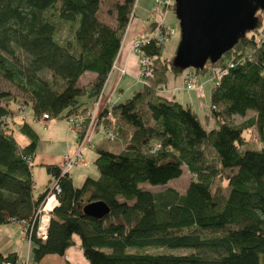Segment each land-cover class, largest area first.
Returning a JSON list of instances; mask_svg holds the SVG:
<instances>
[{
	"label": "trees",
	"instance_id": "trees-1",
	"mask_svg": "<svg viewBox=\"0 0 264 264\" xmlns=\"http://www.w3.org/2000/svg\"><path fill=\"white\" fill-rule=\"evenodd\" d=\"M134 1L113 2L115 23L110 26L96 16L98 0H0V76L22 92L17 104L27 103L34 118L41 112L64 118L85 111L104 85L121 34L133 16ZM172 6L170 2L165 10L173 14ZM57 21L71 25L68 37H55ZM158 27L163 36L158 41L149 35L146 41L137 37L138 51L152 58L151 75L128 96L104 103L96 114L94 128L113 134L98 142L89 139L96 175L86 174L75 185L68 170L60 173L58 165L42 163L59 189L43 239L33 234L36 220L32 222L29 252L34 264L46 252L62 254L73 233L86 264H261L264 25L258 22L246 30L215 61L190 67L195 74L208 64L232 62L209 87L205 116L213 123L207 126L187 103L157 92L167 72L182 71L161 52L171 33L162 23ZM87 71L93 73L91 78L80 82ZM7 95L0 89V223L10 218L30 222L49 186L33 189L30 164L38 136L21 119L18 130L27 141L14 138ZM248 109L250 115L232 121L233 114L243 115ZM248 126L258 132V148H242L241 131ZM82 129L76 132L77 140ZM182 165L190 175L183 192L170 185L158 190L139 185H162L177 177ZM218 177L226 181V194L213 185ZM94 199L108 206L101 217L81 210L85 201ZM145 246L189 250H129ZM15 257L14 252L0 253V260Z\"/></svg>",
	"mask_w": 264,
	"mask_h": 264
},
{
	"label": "rangeland",
	"instance_id": "rangeland-1",
	"mask_svg": "<svg viewBox=\"0 0 264 264\" xmlns=\"http://www.w3.org/2000/svg\"><path fill=\"white\" fill-rule=\"evenodd\" d=\"M114 1H120V0H98V6H97V10H96L97 18L99 20L105 22L106 24L110 25V26H113L115 23L114 9H113V2ZM149 1L150 0H135L134 1V9L132 10L133 15L137 14V12L139 13L141 11V8L145 7L146 2L149 3ZM153 2H154V0H153ZM138 10H140V11H138ZM167 11H168V13H167L168 15L167 16L165 15L166 17L165 16L162 17L160 14L158 16H156L157 14L154 13L153 15H150V17L146 18L145 21L148 20V22H147L148 27L147 28H149V25H153L154 23H155L154 24V26H155L156 23L158 22L159 18L161 17L160 18V20H162L161 23H163V25L165 26L166 29H168V30L170 28H171V30L175 29V32L173 34H171L167 39H164L163 45H162L163 49H161V52L163 53L164 57L170 58L172 56L175 44L177 42L178 27H177V22H176L175 16L171 13L170 9ZM255 13L257 14V16L259 18V22L262 25H264V18L262 17L260 11H257ZM154 15H155V17H154ZM129 17H130V15H129ZM131 17H132V14H131ZM132 18H130V20ZM127 23H126V25H127ZM124 30H125V28H124ZM70 34H71V25L69 26V24L67 22H63V21H61V22L57 21L56 22L55 37H57L58 39H63L65 37H68ZM122 35H123V32L121 34V37H122ZM176 36H177V38H176ZM114 63H115V61H114ZM44 75L48 77L47 72H44ZM91 76H92V72L87 71V72H85V74L82 77L79 78V81L80 82H87L91 78ZM209 76H210V73L205 68H203L201 71L195 73V80L197 79L196 83L199 84L200 92H196L195 90L193 91L195 103H194L192 108L194 111L197 112L200 121L205 126L210 125L213 122L212 118H207L205 116V114H207V112H208L209 87L212 83V80L210 79ZM126 80H127V78H123V79H121V81L119 83V84L123 85V89H124L123 93L120 94L119 100L122 99L123 97L128 96L132 90L133 85L130 84L129 87H127V83H125ZM0 89L8 91V95L6 96L5 99H7V101H8L7 107L12 110V114H13L12 115L13 120L9 121L8 124H10V126L12 127L14 135L18 141L23 142L24 140H26V137L18 130V124H19L20 120L24 119L33 127V129L37 133V136H38L37 141L40 144V146L38 147L39 150L42 147V150H44V151L48 150L49 152H57V151H59V149L64 148L66 146L67 148L70 149L69 153L74 151L76 144H77L76 133H75V131L68 129V125H67L64 118L48 117L46 127L42 128L41 124L36 119L31 118L30 107L28 104H24L23 107L19 108L20 105L17 103H18L19 98L21 99V97H22L21 96L22 92L13 84L12 81L6 80L0 76ZM125 89H128V90H125ZM180 93H186V92L181 90ZM251 112H252V109H248L243 115L233 114L231 116V119H232V121H235V122L240 121L241 119L250 115ZM208 120H210V123ZM50 128H54L53 133L55 135H54V137H52L48 141L44 140L43 136H41V135L43 133L47 132ZM94 130H96V128H94ZM241 134H242V137L244 138L242 148H258L261 145V143L259 142V138H258V132L254 126H248V127L243 128L241 131ZM94 135L102 138V136L104 134H103L100 126L97 127V130L95 131L93 136ZM64 138L67 139L69 142L64 144V141H63ZM93 138L96 139L97 137H93ZM101 138H99V139H101ZM80 153H81L82 157L85 159L86 165L73 163L67 169L70 176H71V180L75 185H78L80 183L83 170L89 172V174L91 176L96 175V168L92 162V157L94 154L93 149L89 146L84 145L81 147ZM40 167L41 166H36V165H32V167H31L33 169L32 177L34 180V185H33L34 190L39 189L41 184H42L41 182H42V177L44 176V170H42L41 169L42 167L41 168ZM37 176H38V179H37ZM189 176L190 175H189L188 170L186 169V167L184 165H182L181 166V173L177 177L170 178L169 180H167L162 185L161 184L160 185H158V184L151 185V184H148L145 182L139 183V185L142 188H146L149 190H158V189L163 188L165 185H170V186L174 187L178 192H183V190L187 184V180H188ZM225 182L226 181L223 177H218L215 179V183L213 185H215V184L219 185L221 188V191L224 194H226L227 186H226ZM51 183H52V181H50L49 186L51 185ZM54 192L52 193L53 196H54ZM50 193H51V190L49 187V192H47L43 196V198L41 199V201L39 202V204L37 206H41V204L44 202L46 196ZM54 199L56 200L55 196H54ZM5 222L6 221L1 222L0 226ZM4 225H6L5 228H7V230L10 231L8 234L9 237H11L10 234L12 233L13 229H15L14 232L15 231H17L18 233L20 232L18 225L15 226L12 223L4 224ZM72 235H76V234L73 233ZM1 239L2 238L0 237V243H1ZM15 241H18L17 234H15V237H14V242ZM21 241H22L21 243L23 244L22 249L25 250L24 248H25V245H27V240H26V238L25 239L23 238ZM27 247H28V245H27ZM22 249L20 250V254L23 252ZM129 250H131V251L132 250L133 251L134 250L135 251H146V252H175L176 253V252H186L189 249L187 247L145 246V247H141L138 249L129 248ZM19 257L23 258V257H25V255L24 256L20 255ZM28 259L30 261H32L30 252H29ZM261 264H264V258L262 259Z\"/></svg>",
	"mask_w": 264,
	"mask_h": 264
},
{
	"label": "crops",
	"instance_id": "crops-1",
	"mask_svg": "<svg viewBox=\"0 0 264 264\" xmlns=\"http://www.w3.org/2000/svg\"><path fill=\"white\" fill-rule=\"evenodd\" d=\"M152 4H153V0H150L149 3L146 2L145 7L141 8V11L138 10L140 12L139 13L137 12V14H134L132 16L133 18L131 17L132 19L129 20V22L127 23V25L125 27V30L123 31L122 41H121L120 46H119V48L115 54V66L110 68V71L107 73L106 80H105L104 85L102 87L101 102H103V104L104 103H112V102L119 100L120 94L123 93V91H124L123 85L119 84L121 79L127 78L125 83H127V87H129L130 84L133 85L132 89L137 87L139 85V83L141 82L139 80V75H138L137 54H136V52H134L131 49L130 44L137 37L148 35V34H150V32H152L155 23L153 25H149V28H147L148 27L147 26L148 20L145 21L146 18L150 17V15H147V14H148V8ZM167 13H168V11L165 10L161 14L159 12V13H156L157 15L156 14L155 15L158 16L160 14L162 17H164L165 15L166 16L168 15ZM155 15H154V17H155ZM160 18L158 21H160ZM161 22H162V20L160 21V23ZM176 38H177V36H176ZM120 69H122V71H119ZM161 84H163L167 88H169V90L167 92H164V94L166 96H171L172 98L178 100L179 102L187 103L190 107H193V105L195 103L194 92H193L194 90L193 89H184V88L180 87L182 84V71H178V72H174V73L172 71L167 72L166 79ZM125 90H128V89H125ZM181 90L186 92V93H180ZM30 113H31V110H30ZM31 118L36 119L33 117L32 113H31ZM55 118H61V117H55ZM208 121L210 123V120H208ZM46 125H47V118L45 120V125H43L41 127L45 128ZM9 126H10V124H9ZM10 128L12 130V134H13L14 138L17 140L11 126H10ZM68 129H70V128L68 127ZM53 130H54V128H50L47 132H45L41 135V136H43L44 140L48 141L49 139L54 137L55 134L53 133ZM94 133H95V131L90 134V141L98 142L100 140L99 138H101V137L96 136V135L93 136ZM93 137H97V138L94 139ZM26 141H27V138L23 142H20V141H18V142L24 143ZM63 141H64V144L69 142L65 138L63 139ZM76 141H77V133H76ZM39 146H40V144L37 141L35 144V150H34L33 156L31 157V164H30L31 177L33 175L32 174L33 169L31 168L32 165L41 166L42 168L41 167L40 168L42 170H44L42 163H54L56 165H59V163L62 159V155L64 153L70 152L69 151L70 149L67 148L66 146L64 148L59 149V151H57V152H49L48 150L44 151V150H42V147L39 150L38 149ZM77 163L81 164V165H86L85 159L83 162H77ZM86 174H89V172L83 170L82 171V178ZM70 178H71V176H70ZM32 179H33V177H32ZM37 179H38V176H37ZM50 181H52V180L49 178V175L44 170V176L42 177V182H41L42 184H41L39 189H41L44 185L49 186ZM33 185H34V180H33ZM33 189H34V186H33ZM39 189H36V190H39ZM8 223H12L15 226L18 225V228L20 230V232L18 233L17 231L14 232L15 229H13L12 233L10 234V236L12 238L8 236L10 231H8L7 228H5L6 225H4V224H8ZM21 224L22 223L19 220L8 219V220H6L5 223H3L0 226V228H1L0 229V237L2 238L1 243H0V253L1 254L8 253V252H14L16 257H19L20 255H23V256L26 255L28 258V256H29V244H28V247H27V245H25V248H24L25 250L22 249L23 244L21 243L22 242L21 240L23 238L25 239V237H24V233H23L22 228H21ZM15 234H17L18 241L14 242ZM71 237H72V242L64 248L62 254H58L55 252H46L40 256V258L35 262V264H86L87 260L83 256L81 248L78 245L77 234L71 235ZM21 249L23 252L20 254Z\"/></svg>",
	"mask_w": 264,
	"mask_h": 264
},
{
	"label": "water",
	"instance_id": "water-1",
	"mask_svg": "<svg viewBox=\"0 0 264 264\" xmlns=\"http://www.w3.org/2000/svg\"><path fill=\"white\" fill-rule=\"evenodd\" d=\"M178 38L170 64L176 68H200L215 61L246 30L253 28L260 11L264 18V0H172ZM84 214L101 217L108 211L103 200L85 201Z\"/></svg>",
	"mask_w": 264,
	"mask_h": 264
},
{
	"label": "built area",
	"instance_id": "built-area-1",
	"mask_svg": "<svg viewBox=\"0 0 264 264\" xmlns=\"http://www.w3.org/2000/svg\"><path fill=\"white\" fill-rule=\"evenodd\" d=\"M172 0H154L153 4L150 5L148 8V15H153L154 13H159L160 10L163 11L165 10V7L171 2ZM161 21V20H160ZM160 21L156 23L154 26L152 32L148 34L149 36H154L156 38V41L160 40L163 36L162 33L160 32V29L158 25L160 24ZM168 30V29H167ZM174 29L171 30V28L168 30L169 33H173ZM144 35L141 36L139 39L140 41H146L147 36ZM137 43H138V38L134 39L130 47L131 49L136 52L137 54V68H138V75H139V80L144 81L145 77H148L151 75V57L150 55L141 53L137 49ZM115 57V56H114ZM115 58H113L111 67L115 66ZM232 64L231 61L225 62L223 65H218V64H208L207 65V71L210 73V79L212 80V83L215 84L219 80L221 74H223L226 70L227 67ZM119 71H122L120 69ZM181 88L184 89H193L196 92H200V87L199 84L196 83L195 80V74L193 73V70L190 67H186L182 69V84L180 86ZM157 92L164 93L169 90L165 85L163 84H158L157 85ZM101 96H102V87L100 90L96 93V95L92 98L91 103L88 105V107L85 109V111H73L70 113H67L64 116V119L68 125V127L77 132L80 127H82V132L81 136L77 140L76 147L73 152L71 153H64L62 155V159L59 163V171L60 173L66 171L73 163L77 162H83L84 159L80 153V149L84 145H89V139H90V134L93 133L94 131V125H95V117L98 112V110L102 107L103 102H101ZM21 108L23 105L19 104ZM46 112H41L36 120L41 124V126L45 125V120L47 118ZM86 119L85 125L82 124V121L84 118ZM8 116H5V119H7ZM102 132L104 135L107 137L111 138L112 137V132L109 129H102ZM51 193L52 194L54 191H58L59 187L57 185V182L55 179L52 180L51 185L49 186ZM49 192V189H48ZM56 203V200H55ZM53 203L52 205H54ZM49 209H46L43 207V203L41 206H37L34 210V213L32 215V218L30 222H25L22 219L19 220L21 224L22 231L24 233V237L27 240V245L29 244V235L31 233L32 229V222L36 220L33 226V234L40 238L43 239L45 236V228H46V223H47V218L49 216ZM13 219V218H10ZM0 264H34L32 261H30L27 256L20 258V257H15L13 259H2L0 260Z\"/></svg>",
	"mask_w": 264,
	"mask_h": 264
},
{
	"label": "bare ground",
	"instance_id": "bare-ground-1",
	"mask_svg": "<svg viewBox=\"0 0 264 264\" xmlns=\"http://www.w3.org/2000/svg\"><path fill=\"white\" fill-rule=\"evenodd\" d=\"M171 7V6H170ZM169 7V8H170ZM168 8V9H169ZM165 11V10H164ZM148 15V14H147ZM163 24V23H162ZM163 28V27H162ZM175 32V29L173 31V33ZM171 33V34H173ZM205 65V64H204ZM194 72V71H193ZM205 117V116H204ZM55 203V199H54V196L52 194H48L43 202V207L46 208V209H49L52 207V204Z\"/></svg>",
	"mask_w": 264,
	"mask_h": 264
}]
</instances>
